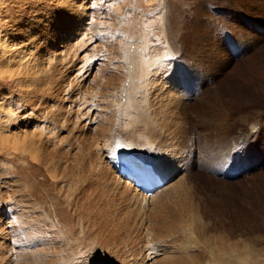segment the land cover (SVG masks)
Here are the masks:
<instances>
[{
  "label": "rangeland",
  "instance_id": "rangeland-1",
  "mask_svg": "<svg viewBox=\"0 0 264 264\" xmlns=\"http://www.w3.org/2000/svg\"><path fill=\"white\" fill-rule=\"evenodd\" d=\"M49 1L0 0V41L3 38L10 41L9 43H13L14 39L22 40L24 43L14 47L24 49L23 51L26 53L32 52L37 59H41L39 61L43 66L47 65L45 68L49 66L40 76L42 78L41 82L44 84L37 80L39 75H36L37 78L35 76L29 78L33 79V82L27 79L28 77L18 76L16 78L13 74L15 72L11 73L9 71L12 68L17 71L15 67L10 66V64L13 65L9 59L10 54L0 44V137L2 138L0 140V220L2 221L0 241L6 242L8 240L13 245L28 241L23 245L34 247L26 235V233L28 234L26 230L30 229L29 219L30 221L34 220L33 217L36 215L40 217L35 216L37 221H34L36 222L34 227L36 228L38 224L41 228L37 226V229L42 230L44 237H54L55 239H53L60 247V252L64 254L62 247L66 239L79 232L73 228L72 216L76 212L72 204L74 203L73 199L76 197L70 191L74 189V181H78L83 174H86L88 165L94 160L93 143L100 146L101 143L99 142H104L102 145L112 151L118 147H125L133 151L142 149V151L146 150L145 152H148L149 148L162 146V141L164 143L168 139L167 142L170 144L175 138L178 139V129L175 125L172 127V122H170L173 120L172 115L176 114L174 103L169 101L170 98L163 94L164 98L161 97L158 102L160 105H156L154 93L158 86H162L165 87L163 89L164 93L169 90L170 94L175 93L181 99H184V87L181 83L183 82L182 60L186 56L187 46L183 42L182 31L185 23L182 24V22L192 21L190 29L193 31L195 29L193 25L196 24L193 23L195 22L194 16L190 14L193 13V10H198L199 6L196 7L194 4L183 8L182 4H185L183 0H80L83 12L80 10L78 14L73 15L71 19L76 18L71 23L69 15H66V17L65 15L61 17L59 15L56 24L59 27L64 26L63 24L67 26L60 27V30L62 29L61 33L64 34L63 40L54 42L56 38L54 34L51 33L53 36L50 34L53 30L49 29L52 28V25L48 27L49 21L52 20L49 16L52 15L55 9L53 7L56 4L61 3L64 5L65 2L62 3L63 0H58V2H56L57 0ZM203 1L220 9V12L212 13L210 9L207 10L204 7L208 14L216 16L210 20L205 18L204 21L206 23L211 21L215 26L213 29L215 28L220 33L218 37L221 38V42L223 40L222 47L227 50L228 39L226 35L221 36V30L243 38L244 40L239 43L244 47H246L245 40H248L251 51L243 58H240V55L236 56L233 63L238 67L233 69L234 67L230 66L227 68L228 72L227 69L223 70L224 72H219L217 67L216 69L215 66L211 65L210 67V64L205 65L203 70L205 76L212 78L213 86L210 89H217L218 96L223 99V105L225 106H221V102L217 100H211L208 104H211L212 107L210 105L205 108V105L200 103L201 100L199 101L201 96H197L191 101L185 99L188 104L189 102L191 104H189V109H191L188 110L187 115L196 125L199 120L200 124L197 128L199 131H193V133L185 136L184 142L182 140L183 144H180L178 150L184 154V168H188V171L178 170L176 172L175 177L171 180L175 182L174 186L176 188L173 186L168 191L163 208L180 221L182 227L180 230L181 242L188 247V250H195L194 252L198 253V256L199 254L205 255L207 258L208 254H205L204 249L210 252L211 250L214 251L216 243L220 242L230 244L233 248L244 252V254L239 252L237 256L229 257L230 261L238 260L239 263L240 260L244 264L241 260L245 258L248 264H264V164L262 166L253 165L240 176L227 178H221L217 175L216 169V171L210 169V165H212L211 168L214 165L222 167L223 164H227L228 166L229 150L233 149V140L244 136L245 133L247 134L252 126L256 127V125L259 126L260 123L264 122V29L253 28L254 24H260L252 20L253 18L250 16L248 17L250 21L247 23L233 21L232 13L228 10V7L231 6L230 0ZM182 10L188 14H183ZM223 11L228 13L227 16ZM170 18L174 19L176 23L174 26H172L174 23ZM76 21L81 22L77 24ZM38 22L41 26H38ZM72 25H75V27ZM65 27L66 29H64ZM173 27L178 28L179 31L177 29L176 32ZM203 27L202 25L200 30ZM46 29H48V32L51 30L49 35L45 33ZM191 30L190 36L193 33ZM204 30L205 27L200 33L204 34ZM206 31V35L209 32L212 34L210 28H207ZM20 33L23 34L20 36L21 39L16 37ZM35 37H37L36 40ZM216 44L218 43L216 42ZM27 47L29 48L27 49ZM64 48L69 50L66 49L65 53ZM4 49L5 51H3ZM29 49L31 51H26ZM37 50H39V53ZM49 52H52L51 54L54 56L52 57L51 54L50 56ZM54 53L57 54V57ZM58 54H61L60 57ZM228 54L231 56L230 52ZM14 56L17 59L18 56L16 54ZM43 56H47L49 61ZM204 58H207V56L203 55ZM5 61L9 62L6 64ZM186 64L188 70L193 73V69L196 67L191 66L192 62ZM242 65L246 66L239 68ZM4 66L6 69L3 70ZM53 69H57L56 71L59 74H55L57 72ZM6 71L8 76L3 74ZM68 72L70 75H68ZM180 73L181 76L179 77ZM13 76L17 79L16 81H14ZM20 78L22 79L20 80ZM58 78H60L59 81ZM20 82L27 87H24L22 83L20 85ZM55 83H58L57 86ZM198 88L201 89L202 87H193V90L198 91ZM205 99L206 95H204L203 100ZM149 103L150 105L153 103L152 106H155L156 111H160L161 116L157 115V118H159V121H163V123L161 121L163 125L158 124L159 131L153 134L150 133V129L143 124H139L140 120L137 121L134 118L136 116L134 114L135 107L141 104L149 106ZM213 104H215V107H213ZM224 108L228 110L230 115L229 118H226L227 120L225 119L228 122L225 123L230 126L228 128H231L230 131L228 129L222 133L213 130L205 131L204 124H207L205 113L210 114V118L221 120V117L227 113ZM170 109H173L172 112ZM238 113L240 115L248 113L250 121L242 124L237 119L240 116ZM256 114L260 116L257 117ZM252 120L253 124H251ZM229 132L230 134L226 135ZM148 134L151 136L149 137ZM34 136L37 137L36 140L33 139ZM153 140L155 141L150 142ZM167 142L165 144H168ZM256 143L257 138L254 140L251 138L248 142H245L244 153H248ZM141 144L145 147H141ZM36 148L40 152L36 151ZM39 154H42L41 156L44 159ZM48 155L50 160H47ZM38 156L40 159H38ZM48 161L53 162L49 163ZM66 169L68 170L66 171ZM189 171H191L190 174L185 177ZM222 172L223 170L219 173ZM25 203L29 206H26ZM30 205L32 208H30ZM21 208L27 209L28 215L23 214ZM16 210L21 211V213H13ZM36 211L38 214H35ZM28 216H31V218ZM11 218L13 219L11 220ZM6 226L9 228H7L8 233H13L11 236L9 234V239L6 238L5 234ZM70 229L74 230L71 231ZM54 230L55 232H53ZM15 231L19 232L20 235L16 234ZM44 233L50 234L45 235ZM2 236H4V239ZM68 239L70 241L71 238ZM61 241L64 244L61 245ZM78 245L79 243L74 241L73 246L76 249L80 247L82 250L81 245ZM84 251L90 250L86 249ZM212 252L211 257H208L211 264H235L225 263L228 261L224 260L226 259L224 255L223 258H221L222 255L215 257L216 254L214 256ZM229 254L230 252H227V255ZM16 255L10 253L7 258L13 259L11 260V263L15 261L13 264L26 262L23 259L25 255H22L21 258ZM75 256L76 259L81 257L79 254ZM63 261L65 264L67 263L65 259ZM36 263L37 260L32 262V264Z\"/></svg>",
  "mask_w": 264,
  "mask_h": 264
},
{
  "label": "bare ground",
  "instance_id": "bare-ground-1",
  "mask_svg": "<svg viewBox=\"0 0 264 264\" xmlns=\"http://www.w3.org/2000/svg\"><path fill=\"white\" fill-rule=\"evenodd\" d=\"M230 1H231V6L228 7V10L230 11V13H232L233 21L240 22V23H242L241 21H243L244 23H247L250 21V20H248L249 19L248 17L250 16L251 18H253L252 20L257 21L260 24V25L254 24L253 28L259 27V28H261V30L264 29L263 28L264 27V0H230ZM56 2H58V0ZM64 2H65L64 5L59 3L53 7V8H55L53 13H58V12H60V13L59 14H53L52 13V15L49 16V18L51 17L52 20L49 21V24L46 23V24H48V27H50L52 25V28H49V29H52L53 32H50L51 30L49 32H50V34L51 33L54 34V37L56 38V40L54 42H59V41L63 40V36H64V34L61 33L62 29L60 30L61 26L59 27V25L56 24L57 20L59 19V15H60V17L64 16V15L66 17V15H69V18L71 19L73 17V15L78 14V12L82 8V3L80 2V0H63L62 3H64ZM183 2L185 3V4H182L183 8L184 7H190L194 4L196 5V7L199 6L198 10H193V13H191V14L189 13L190 15L194 16L195 22H193V23L196 24V25H193L194 26L193 28H195L193 31L190 29V26H192L191 25L192 21L191 22H188V21L182 22V24L185 23L184 26L182 25L183 26V31H182L183 35L182 36H183V40H184L183 42H184V45L187 46L186 56H184L183 60H182V67H183L182 81L183 82H181L182 86L184 87L185 96H184V99L183 98L181 99V97L179 95L177 96L175 93L170 94L169 90H166L167 92L165 91L166 93H164L163 89L165 87L163 88L162 86H158V88L156 87L157 90H155V93H154V101H155V103L157 102L156 105H158V104L160 105V103H158V102L161 99V97H163L164 95H166L167 98H170L169 101L174 103V111H176L175 112L176 114L172 115L173 120L170 122H172L171 123L172 127L175 125L178 129V132H177L178 133V139L173 138L174 141L170 144L167 142L168 139L164 143L162 141V146H159L156 148H154V147L149 148L148 152H145L146 150L142 151V149H139V148H138L139 149L138 151H136L137 149L135 151H133V150H129L128 148H125V147H123V148L118 147L116 150L112 151V150L108 149L106 146L102 145L104 142H99V143H101L100 146H98L99 144L93 143L94 144V145H92L93 149L92 148L91 149L93 150L94 160L88 165L87 170H86V174L85 175L83 174V176L78 181L77 180L74 181V189H72V191H70V193L74 194L76 197V198L74 197L75 198V199H73L74 203L72 204V206L74 207L75 212H76V214L74 216H72L73 224H74L73 228L77 229L79 232L75 233L76 235H71V236L67 235L71 239L69 241V239H68L69 237L67 239L65 238L66 239V241L64 240L65 244L62 243L63 241H61V245L64 244L63 247L61 246L64 254H62L60 252V247L58 244H56L54 237H53L54 239L52 238L51 235H50L51 237H48V238L44 237L42 230L37 229V226H39V225L37 224L36 228L34 227V223H36L34 221H37L36 217H38V216L35 215L36 217L34 216L33 217L34 220H32V221H30V219L28 218V217L31 218V216H28L27 217L29 219L28 225L30 226V229L26 230L28 232V234L26 233V235L29 237L30 240L29 239L28 240L31 242V244L34 247H27V246H25V244L23 245V243L28 242V241H25L22 244L18 242L19 244L16 243L13 245V244H10L8 240L6 242L1 240L0 241V264H13L15 262V261L14 262L12 261L13 263H11V260H13V259L7 258V255L10 253L14 254V255L17 254L18 256L17 255L16 256L18 258H21L22 255H25L24 256L25 258L23 257V259L26 260V262L23 261L25 263H22V264H32V262H35L36 260H37L36 264H65V262L63 261L64 259L67 261L66 264H211L208 257H211V252L213 250H211V252H210V251L204 249L205 254H208V257L206 258L205 255L199 254V256H198L197 255L198 253L194 252L195 250H193V251L188 250V247H186L181 242V231L180 230L182 227H181L180 221H178L174 217L173 214H170V212H166L164 210V208H163L164 207V201H165V196L167 195L168 191L171 188H173V186H174L175 182L171 181V180L175 177L176 172L178 170H181L183 172L188 171V168H184V164H185V159L183 157L184 154L180 150H178V149H180V144H183L182 140L184 142L185 136H188V134L193 133V131L194 132L199 131L197 129L199 127L198 124H200L199 120H198V124L196 125L195 122H193L187 115L191 109V108L189 109L190 102H189V104L187 102L191 101L193 98H197V96H201L199 98V101L201 100L200 103L205 105V108H207L206 106L211 105V104H208L209 101H211V100H214V101L217 100V101L221 102L220 103L221 106H225V105H223V102H224L223 99L222 98L220 99L218 96L217 89L216 90L210 89V87L213 86L212 78L209 76H205V73L203 71L205 68V65L207 66L210 64V67H211V65L215 66V68L216 67L218 68L219 72L226 70L230 66L234 67L233 69H236V67H238V66H235L233 63L236 60V56L240 55L239 56L240 58L245 57V55L251 51L250 50L251 47H250V42H248V40H245L246 47H244L240 44L241 43L240 41L244 40L243 38H241L239 36L236 37L227 31L221 30V33H222L221 36H225V35L227 36V39H228L227 50H228V52L231 53V56H230L228 54L227 50L222 47L223 40H222V42L220 41L221 38L218 37V36H220L219 35L220 33H218L215 30V28L213 29V27H215V26L211 23V21H210V23L209 22L206 23L204 21L205 18L207 20H210L211 18L216 17L210 13L208 14V12H206L207 10L210 9V11L212 13H215V12L219 11L220 9H218L217 7H214L210 4L208 5V3L203 1V0H191V1H184L183 0ZM171 7H172V5H171ZM204 7H206L207 10ZM19 11H20V9H19ZM223 13L225 14V16H227V14H228L225 11H223ZM183 14H188V13H184V11H183ZM34 16H35V14H34ZM75 18L71 19L70 23L73 20H75ZM34 20H35V18H34ZM61 20H63V19L61 18ZM66 21H67V23L69 22L68 18ZM81 21H82V18H81ZM81 21H79V22H81ZM172 21L174 23V24H172V26H174L176 23H175L174 19ZM59 22H60V20H59ZM79 22H77V24H79ZM169 22L171 23V21H169ZM63 25L67 26L65 24H63ZM202 25L205 27L204 34L200 33V31H202V29L204 28L203 27L200 30ZM38 26H41L39 22H38ZM64 26H62V27H64ZM73 27H75V25ZM207 28H210V31H212V34L210 32L207 35L205 34L207 32L206 31ZM230 28H232V27H230ZM234 28L236 29V27H234ZM64 29H66V27ZM174 29L176 31L178 28L177 29L174 28ZM190 30L193 32V33L191 32L192 36H190ZM31 31H33V30H31ZM72 31H73V28H72ZM178 31H179V29H178ZM49 32H48V29L45 30V33H47L48 35H49ZM171 33H173V32H171ZM32 34H33V32H32ZM75 34H74V36H75ZM22 35L23 34L20 33V34H17L16 37L20 38V36H22ZM42 35H43V33H42ZM71 37H72V35H71ZM211 37H213L214 39ZM42 38H44V37H42ZM36 39H37V37H35V40ZM15 40H16V42H15ZM49 40H51V39H49ZM33 41H34V38H33ZM38 41H39V37H38ZM9 42L10 41H8L7 39H4V38L0 41V44L2 45V47L7 49L6 51L8 52V54H10V58L9 57L8 58L12 61V64H13V65L10 64V66L15 67L17 70V71H14V69L12 68L13 70L10 69L9 71H11V73L15 72L13 74H15L14 76L16 78L18 76H22L23 78L28 77L27 79H29L30 77L32 78L34 76L36 77V75L37 76L39 75V79H37V80L40 81V83H42L41 82L42 78L40 76L43 75L45 69H48L49 66L47 68H45L47 65L45 64L46 66H43L42 63L40 62L41 59H37L36 55L34 54L35 55L34 56L32 54V52L26 53L25 51H23L24 49L21 50V48L14 47V46H17L19 44L24 43L22 40L14 39L13 43H9ZM63 42H66V41H63ZM216 42L218 44H216ZM30 43H31V40H30ZM43 43H44V41H43ZM45 44H46V42H45ZM39 47H40V45H39ZM66 47H68V46H66ZM28 48L29 47H27V49ZM57 48H59V47H57ZM5 49L3 51H5ZM30 49L33 50L32 48H30ZM30 49L26 50V51H31ZM54 49H55V47H54ZM64 49H63V51H64ZM66 49H65V53H66ZM11 50L14 52H12ZM48 50L53 51L52 49H48ZM68 50L69 49H67V51ZM37 52L39 53V50H37ZM45 52H46V50H45ZM45 52H44V54H45ZM53 52H55V51H53ZM59 52L61 53V51H59ZM244 52H246V53H244ZM51 53L52 52H49V55ZM62 53H64V52H62ZM67 53H69V52H67ZM15 54L18 56L17 59H15L16 58L14 56ZM47 54H48V51H47ZM55 55L57 57V54H55ZM59 55H61V54H58V56ZM203 55H206L208 59L204 58V59H207V60H204ZM53 56L54 55H52V57ZM43 57H45V56H43ZM45 59H47V56L45 57ZM47 60L49 61V59H47ZM52 60H53V58H52ZM6 61H7V59H6ZM8 62H6V64ZM189 62L190 63L192 62L191 66L196 67L193 69L194 74L192 72H190L187 68L186 63H189ZM245 66L246 65H242V66H239V68L240 67L244 68ZM8 67H9V64H8ZM2 69L4 70V69H6V67L4 66ZM53 70L55 72H57L56 71L57 69H53ZM70 70H72V69H70ZM70 70H68V71L72 72ZM7 71L3 72V74L7 75ZM228 71L229 70L227 69V72ZM55 74H59V73L57 72ZM68 75H70V73ZM14 76H13V79H14V81H16L17 79ZM73 76H74V74H73ZM180 76H181V73H180L179 77ZM60 78H58V81ZM21 79L22 78H20V80ZM29 80H32L31 82H33V79H29ZM29 80H27V81L30 82ZM37 80L35 79V81H37ZM67 80H68V78H67ZM18 81H19V79H18ZM35 81H34V83H35ZM24 82L25 81H23V83ZM17 83L19 84V82H17ZM21 83L22 82H20V85H21ZM23 83H22V85H24V84L27 85L26 83H24V84ZM58 83H60V82H58ZM42 84H44V83H42ZM57 84L55 83L56 86H57ZM25 85H24V87H27ZM30 85H32V84L30 83ZM134 85H135V83H134ZM28 87H29V85H28ZM59 87H60V85H59ZM193 87H202V88L201 89L198 88L199 90L197 91V90H193ZM55 89H57V88L55 87ZM136 92H135V94H136ZM263 92H264V90H263ZM44 93H45V91H44ZM50 93H52V92H50ZM204 95H206L205 100H203ZM209 96H211V97L209 99H207ZM242 96H243V94H242ZM55 97L57 98V95ZM185 99L188 101L186 102ZM154 101H152V102L154 103ZM219 102H217V103H219ZM153 103H151V104L154 105ZM233 104H235V103H233ZM152 105H150V103H149V106L148 105L143 106V104L137 105V107H135V112H134V114L136 115V116L134 115L135 116L134 118H136L137 121L140 120L139 124H141V125L143 124L146 128L150 129L149 131L151 134L159 131L158 130V124L163 123L162 120L159 121L158 120L159 118H157L158 117L157 115L161 114V113H159L160 111L159 112L156 111L155 106H152ZM213 105H214L213 107H215V104H213ZM171 107H172V105H171ZM211 107H212V105H211ZM226 108H224V110H227ZM158 110H160V109H158ZM172 110L170 109L171 112H172ZM255 112H258V111H255ZM168 114H169V112H168ZM238 114L240 115V113H238ZM165 116H166V114H165ZM233 116H235V115H233ZM249 116H251V115H249ZM256 116L259 117L260 115L258 116V114H256ZM229 117H230V115H229L228 110H227L226 115L221 117L222 118L221 120H216L213 117L210 118V114L205 113V119L207 121L206 125L203 123L205 131L213 130V131H217L220 133H222L226 129H228V131H230L231 128L230 129L228 128V127H230V126H228L229 124L225 123V122H227L226 118H229ZM136 119H134V120L136 121ZM199 119H200V116H199ZM237 119H239L242 124L250 121L248 118V113H242ZM253 120L251 121L252 122L251 124H253ZM135 121H133V122H135ZM161 121H162V123H161ZM127 124H128V122H127ZM135 124H136V122H135ZM208 126L211 128H209ZM159 127H160V125H159ZM141 128H142V126H141ZM142 129H144V128H142ZM170 131H168V132H170ZM138 132H140V131H138ZM141 132H143V130H141ZM228 134H230V132L227 133L226 135H228ZM241 134H242V132H241ZM148 135H149V137L151 136L150 134H148ZM222 135H224V134H222ZM35 136H36V134H35ZM35 136L33 137V139L36 140L37 137L35 138ZM37 136H39V135H37ZM159 136H160V134H159ZM180 136H181V138H179ZM102 137L104 138V136H102ZM219 138H221V137H219ZM251 138H253V140L255 138H257V143L254 145V147H252L248 151V153H244L245 142H248L249 139H251ZM28 139H29V137H28ZM152 139H154V138H152ZM155 139H156V137H155ZM0 140H2V138ZM3 140H4V138H3ZM24 140H25V138H24ZM104 140H106V139L104 138ZM7 141L9 143V139ZM154 141L155 140L150 141V142H154ZM171 141H172V139H171ZM186 141L187 140L185 139V142ZM28 142H29V140H28ZM166 142L168 144H165ZM105 144L107 145V143H105ZM136 144H134V145H136ZM152 144H154V143H152ZM141 145H142L141 147H145L143 144H141ZM160 145H161V142H160ZM29 146H31V145H29ZM33 146H35V145H33ZM232 146H233V149L229 150L230 155L228 156L229 157L228 166H227V164L224 165L223 163H218V164H223V166L218 167L217 165H214V167L211 168L212 165H210V169H212V171H214L216 169L217 173H218L217 175H219L221 178L240 176L241 174H243V172L250 169L253 165L262 166V164H264V122L260 123L259 126H257V125H256V127L252 126L247 134L245 133L244 136H241L239 138L234 139ZM137 147H139V146H137ZM16 148H17V146H16ZM130 149H132V148H130ZM109 150H110V152H109ZM36 151L40 152V150H37V148H36ZM35 153H37V152H35ZM119 153L130 154V155L136 157L141 162H143L145 164H150L152 166L153 170L155 171V173L161 179V182L163 184L158 185L154 189V191L151 195L144 194L138 187H136V185L134 184V181L130 180L129 172L124 171L122 169L120 162H117L116 156ZM36 155H38V153ZM48 157H49V155H48ZM38 159H40L39 156H38ZM48 159L50 160V157L47 158V160ZM51 159H53V158L51 157ZM45 160H46V158H45ZM51 162H53V161H51ZM51 162H49V163H51ZM49 163H48V165H50ZM52 165H53V163H52ZM68 168H70V167H68ZM67 170L68 169H66V171ZM222 170H223V172L219 173ZM190 172L191 171H189V173H187V175L185 177H187L190 174ZM51 173L53 174V172H51ZM170 181H171V183H169ZM167 198H169V197H167ZM172 198H174V197H172ZM24 199H26V198H24ZM24 202H25V200H24ZM25 205L27 206L28 204L25 203ZM23 208H21V211L23 212V214L28 215V210L23 209ZM27 208H29V207H27ZM30 208H32L31 205H30ZM24 210H25V212H24ZM21 211L18 212L16 210L13 213L17 212L16 214H20ZM206 211H207V209H206ZM31 212L33 213V210ZM35 214H38V212L36 211ZM12 219L13 218H11V220ZM20 220H23V219H20ZM39 221L42 222L41 220H39ZM1 222L2 221L0 220V227H2ZM7 226L5 228L6 229L5 234H6V238L9 239L8 236L10 233H8V231H7V228H8ZM50 227H53V226H50ZM70 227H71V224H70ZM20 228H21V226H20ZM44 228H45V226H44ZM73 230H71V231H73ZM53 232H55V230ZM15 233L20 235L19 232L17 233L15 231ZM23 233H24V231H23ZM58 233H59V231H58ZM12 234H10V236ZM49 234H45V235H49ZM2 237L4 239V236H2ZM16 239H17V237H16ZM26 240H27V237H26ZM74 241L76 243H79V245H81L82 250L88 249L90 251H84V250L82 251L80 249V247L78 249H76V247L73 246ZM11 242H12V240H11ZM70 242H71V244H70ZM13 243H14V241H13ZM28 244L30 245V243H28ZM233 245H236V244H233ZM215 246L216 247L214 248V251L212 252V254L214 256L216 254L215 257H218V255L220 257V255H222L221 258H223V255H224L226 258L224 260L228 261L225 263H235V264L241 263L240 260H239V263H238V260L234 261V262L230 261L229 257H235L238 255L239 252H242V254H244L243 251L236 249V248H233L230 244H226V243H220L219 242V243H216ZM204 252H202V253H204ZM227 252H230V254L227 255ZM77 254H79L81 256V257H78V259H76V256H75ZM240 257H242V256H240ZM6 260L10 261V263H8V261H6ZM218 261H219V259H218ZM241 261L244 264L245 263L248 264L247 259H245V258L244 259L242 258Z\"/></svg>",
  "mask_w": 264,
  "mask_h": 264
}]
</instances>
